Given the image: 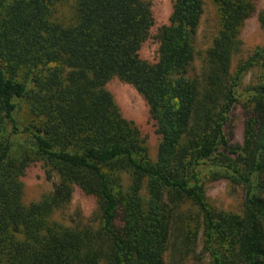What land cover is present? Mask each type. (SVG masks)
Returning <instances> with one entry per match:
<instances>
[{"label": "trees", "instance_id": "obj_1", "mask_svg": "<svg viewBox=\"0 0 264 264\" xmlns=\"http://www.w3.org/2000/svg\"><path fill=\"white\" fill-rule=\"evenodd\" d=\"M212 1L219 27L201 51L204 0H173L155 34L148 0H0V264H167L199 240L207 264H264V44L234 66L259 0ZM150 39L154 62L141 55ZM114 79L147 102L155 158ZM36 164L52 189L28 204ZM221 180L243 187L242 213L210 202ZM77 190L96 218L58 220Z\"/></svg>", "mask_w": 264, "mask_h": 264}, {"label": "rangeland", "instance_id": "obj_2", "mask_svg": "<svg viewBox=\"0 0 264 264\" xmlns=\"http://www.w3.org/2000/svg\"><path fill=\"white\" fill-rule=\"evenodd\" d=\"M152 4L156 24L152 30L155 34L161 25L168 23L172 12L173 0H148ZM204 12L201 24L198 28L195 42L199 50H206L213 41L218 31V13L216 5L212 0H204ZM264 10V0L258 1V13ZM258 13L251 17L243 29L244 47L240 55L236 56L234 66L243 56L247 57L255 47L264 44V31L258 19ZM143 58L154 62L158 57V44L154 39L148 40L142 50ZM201 69V62L195 63V70ZM257 72L251 71L244 78V85L252 82ZM108 88L113 93L122 114L133 120L147 137L150 153L153 158L157 155V147L160 141L159 136L155 133L153 122L150 119L149 107L142 95L132 86L118 79L112 80ZM244 137V119L242 110L237 111L235 118V138L238 143L243 142ZM24 182V201L31 203L38 201L43 194L52 189V182L46 179L45 170L42 164L32 165L23 178ZM207 195L210 202L219 209L242 213L244 209L245 191L242 186L230 183L227 180H221L207 185ZM97 204L92 197L86 196L80 191H76L71 204L56 217L58 220L70 222H91L96 218ZM202 244L199 240V248L196 256H191L185 260L168 257L167 264H207L206 257L200 255Z\"/></svg>", "mask_w": 264, "mask_h": 264}]
</instances>
